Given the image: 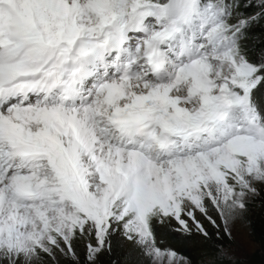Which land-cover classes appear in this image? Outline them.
I'll return each instance as SVG.
<instances>
[{"label": "snow or ice", "instance_id": "1", "mask_svg": "<svg viewBox=\"0 0 264 264\" xmlns=\"http://www.w3.org/2000/svg\"><path fill=\"white\" fill-rule=\"evenodd\" d=\"M261 198L264 0H0V264H232Z\"/></svg>", "mask_w": 264, "mask_h": 264}, {"label": "trees", "instance_id": "2", "mask_svg": "<svg viewBox=\"0 0 264 264\" xmlns=\"http://www.w3.org/2000/svg\"><path fill=\"white\" fill-rule=\"evenodd\" d=\"M256 217L259 218V222L261 224V233H262V246L264 248V198L257 199L253 203ZM209 233L211 236V240L206 244H198V243H187L181 244L177 240L174 239L172 233V226L168 224H157L155 227V234L157 236L158 242L161 243L164 247H171L179 252L180 255L186 256L191 261V264H203V261L207 259L212 252V247L217 244V236L215 235L216 230L208 225ZM84 243L85 241H79L77 244V251L80 253L81 258H83L84 254ZM226 246H229L231 249L235 246V240L228 242L223 241ZM64 258H62L63 260ZM229 260L232 264H247L245 261L235 258L233 256L229 257ZM254 264H262L264 263V259H262L258 253L253 254L250 258Z\"/></svg>", "mask_w": 264, "mask_h": 264}, {"label": "rangeland", "instance_id": "3", "mask_svg": "<svg viewBox=\"0 0 264 264\" xmlns=\"http://www.w3.org/2000/svg\"><path fill=\"white\" fill-rule=\"evenodd\" d=\"M254 206V204L251 205L246 220L237 223L233 229L235 246L232 248L231 256L241 259L247 264H254L250 261V258L255 253H258L264 259L261 224L254 212Z\"/></svg>", "mask_w": 264, "mask_h": 264}]
</instances>
